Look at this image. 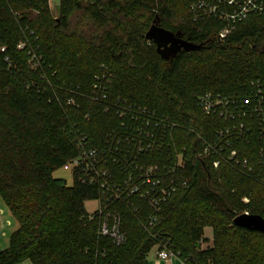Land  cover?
<instances>
[{
	"label": "trees",
	"instance_id": "trees-1",
	"mask_svg": "<svg viewBox=\"0 0 264 264\" xmlns=\"http://www.w3.org/2000/svg\"><path fill=\"white\" fill-rule=\"evenodd\" d=\"M195 2L59 0L55 17L48 0H0V198L18 224L0 264H148L166 241L186 264H264V235L234 226L245 212L264 218V187L241 169L213 171L196 157L198 136L210 140L225 126L202 114L200 97L243 95L252 81L264 89V15H251L221 40L226 23L195 20ZM154 24L201 48L159 54L145 37ZM35 51L42 58L29 71ZM104 69L111 100L178 125L176 147L186 159L187 184L153 228L120 209L126 242L119 246L88 219L85 203L98 198L97 188L75 180L68 187L53 176L77 156V131L95 142L117 123L85 98ZM70 97L75 106L66 105ZM249 142L239 145L243 155H251ZM207 228L213 247L195 254L196 244L208 243Z\"/></svg>",
	"mask_w": 264,
	"mask_h": 264
},
{
	"label": "built area",
	"instance_id": "built-area-1",
	"mask_svg": "<svg viewBox=\"0 0 264 264\" xmlns=\"http://www.w3.org/2000/svg\"><path fill=\"white\" fill-rule=\"evenodd\" d=\"M48 3L52 9L59 0ZM191 12L195 20L214 17L225 22L219 33L223 40L251 15H264V0H196ZM104 70L102 76L95 77L85 98L90 104L102 105L103 112L117 123L95 142L77 131L78 153L67 165L72 167L76 182L97 188V208L88 219L98 223L99 237L109 238L119 246L126 242L120 209L133 215L146 231L153 228L163 205L187 184L186 159L176 147L178 125L168 116L126 99L111 100L112 77ZM65 102L67 106L76 105L73 97ZM198 105L205 117L218 119L225 126L217 128L210 140L198 136L203 146L196 157L206 161L213 171H220L223 166L241 169L264 187L262 84L252 81L249 92L243 95L206 93ZM89 117L85 116L87 120ZM251 140V155H243L239 145L244 141L249 145ZM243 202L248 204L249 199ZM156 248L161 260L180 258L170 242Z\"/></svg>",
	"mask_w": 264,
	"mask_h": 264
},
{
	"label": "water",
	"instance_id": "water-1",
	"mask_svg": "<svg viewBox=\"0 0 264 264\" xmlns=\"http://www.w3.org/2000/svg\"><path fill=\"white\" fill-rule=\"evenodd\" d=\"M145 37L157 47L158 53L165 57L181 50L197 51L201 48L182 39L180 34L169 32L156 24L150 28ZM234 226L264 235V218L258 215H240L234 220Z\"/></svg>",
	"mask_w": 264,
	"mask_h": 264
},
{
	"label": "rangeland",
	"instance_id": "rangeland-1",
	"mask_svg": "<svg viewBox=\"0 0 264 264\" xmlns=\"http://www.w3.org/2000/svg\"><path fill=\"white\" fill-rule=\"evenodd\" d=\"M51 11H52L53 16H55V17L58 16L57 7H55V6L52 7ZM41 58H42V55H40V53L38 51H35L33 53L32 57L30 58V60H28V64H27L28 65L27 68H29L28 70L34 71L37 67H39L38 65H39V62L41 61L40 60ZM45 77L43 76L42 78H45ZM42 78H41V80H42ZM46 78H48V77H46ZM72 170L73 169L70 165H66L63 168H60V169H57L56 171H54L53 176L56 179L64 180L67 183L68 187H72L74 185V182H75ZM0 203H1L0 206L2 207V209H4L6 214L10 215V212L8 211L7 207L4 205L1 198H0ZM96 208H97V202L95 200L87 201L85 203V209L88 213L95 211ZM10 220L12 223V228H10L9 232H12L13 228L17 227L18 224L13 219L12 216H10ZM9 234H8V237H10ZM204 239H207L208 243L200 242V243L196 244V247L194 248L195 254L202 252V251H206V250L211 249L213 247L212 230L210 228L205 229ZM22 264H30V263L24 262Z\"/></svg>",
	"mask_w": 264,
	"mask_h": 264
},
{
	"label": "crops",
	"instance_id": "crops-1",
	"mask_svg": "<svg viewBox=\"0 0 264 264\" xmlns=\"http://www.w3.org/2000/svg\"><path fill=\"white\" fill-rule=\"evenodd\" d=\"M10 216L11 214L7 215L4 209H2L0 206V252L6 250L9 247L10 237H8V234H12L18 228L17 225V227L13 228L12 232H9L10 228H12ZM10 234L9 236H11ZM148 264H186V262L181 258L161 260L157 257V248H154L149 254Z\"/></svg>",
	"mask_w": 264,
	"mask_h": 264
}]
</instances>
